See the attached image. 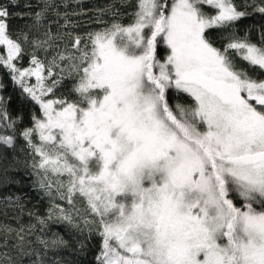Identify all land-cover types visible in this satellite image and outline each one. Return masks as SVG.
I'll return each instance as SVG.
<instances>
[{
    "label": "snow or ice",
    "instance_id": "snow-or-ice-1",
    "mask_svg": "<svg viewBox=\"0 0 264 264\" xmlns=\"http://www.w3.org/2000/svg\"><path fill=\"white\" fill-rule=\"evenodd\" d=\"M13 6L0 5V66L40 114L21 130L0 102V146L27 148L41 187L86 205L85 227L102 242L98 264H264V32L258 43L237 35L248 13L235 0H135L131 13L113 12L110 25L77 37L78 56L59 54L46 67L33 53L34 67L21 70L23 45L45 48L51 36L30 27L14 37ZM256 11L264 14V0ZM58 61H70L72 86L44 99L62 84L45 85V72L65 71ZM173 91L188 101L173 106ZM60 217L72 222L63 209ZM23 232L11 245L4 236L0 248L16 257L0 252V264L34 254L32 264H47L23 247Z\"/></svg>",
    "mask_w": 264,
    "mask_h": 264
},
{
    "label": "trees",
    "instance_id": "trees-1",
    "mask_svg": "<svg viewBox=\"0 0 264 264\" xmlns=\"http://www.w3.org/2000/svg\"><path fill=\"white\" fill-rule=\"evenodd\" d=\"M10 2L11 0H0V5L8 6ZM235 3L240 10L248 13L236 22L237 35L244 37L247 33L253 43H258L261 32H264V14L256 11V7L261 5L262 0H235ZM134 4L135 0H15L10 17L12 35L15 37L21 30L27 31L31 27L32 34L39 39H48L46 33H50L51 36L50 46L45 48L33 49L30 45H23L24 52L22 58L15 61L16 67L23 69L32 65L33 53L46 67L48 62L59 54L66 57L78 56L79 53L74 47L77 37L86 38L89 32L110 25L115 19L113 12L131 13L135 10L132 6ZM45 5H49L46 10ZM41 11L43 14L40 22L33 27L35 13ZM121 22L129 23L130 17L123 15ZM210 35L217 47L223 48L227 43L219 38L220 34L215 30L211 31ZM158 52L163 57V46H160ZM58 63L65 71L61 72L60 68H55L53 77H48L45 72V85L51 86L53 78H63L62 84L54 89V95L48 94L45 99L65 97L72 86L73 81L68 72L70 61H58ZM169 95L173 106L176 102L185 103L189 99L186 95H177L174 91ZM0 102L17 121L21 130L23 127L31 126L34 113L40 114L39 105L31 100L12 79L9 69L2 66H0ZM0 153L6 157L0 159V243L3 242L5 235L8 237L9 245L20 243L17 231L23 225L24 232L21 233L25 236L23 247L38 248L47 264H98L96 257L102 248L100 236L94 230L89 231V227L93 226L85 227L84 222L73 216L71 223L60 217V209L66 213V208L63 206L68 207L67 199L62 205L59 196L55 194L56 190L48 191V188L41 187L42 173L31 166L28 149L21 151V146L17 145L13 151L7 146H0ZM75 202L80 208H84L79 198H76ZM56 205H59V208L55 207ZM50 210L53 213L51 218H49ZM38 218L45 220V224L41 225ZM29 225L35 226L31 235L27 234ZM8 228L13 231L8 232ZM37 236L49 242L62 239L66 243L57 244L55 247L50 243L45 249L43 245L37 243ZM4 251L16 257L15 250L0 248V252ZM35 260V254L24 256L21 258V264H32Z\"/></svg>",
    "mask_w": 264,
    "mask_h": 264
},
{
    "label": "rangeland",
    "instance_id": "rangeland-1",
    "mask_svg": "<svg viewBox=\"0 0 264 264\" xmlns=\"http://www.w3.org/2000/svg\"><path fill=\"white\" fill-rule=\"evenodd\" d=\"M6 55V53H3ZM30 67H34V65H30L26 68H30ZM25 69V68H23ZM21 69V70H23ZM46 79V76H45ZM25 81L29 86H33L36 85V78L34 76L31 77H25ZM45 99V98H44ZM43 175V174H42ZM54 179V178H53ZM42 180V179H41ZM56 190L57 191V187L55 184H53V187L51 189L48 188V191H53ZM55 194L58 196L57 192H55ZM61 200V199H60ZM65 199L61 200L60 204L64 205ZM239 203V202H237ZM61 205V206H62ZM82 205L84 208H80L78 206V204L75 202L74 205H67L68 207H66L65 205L63 207L66 208V213L70 214L71 216L77 218L78 220H80L82 223L84 222V217H85V211H86V205L82 202ZM79 210V212L77 211ZM85 224V223H84Z\"/></svg>",
    "mask_w": 264,
    "mask_h": 264
}]
</instances>
